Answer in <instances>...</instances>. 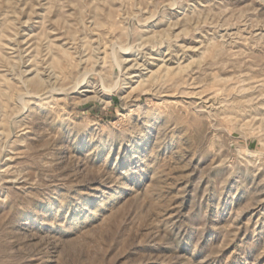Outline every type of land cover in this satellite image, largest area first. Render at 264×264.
Returning a JSON list of instances; mask_svg holds the SVG:
<instances>
[{
	"label": "rangeland",
	"instance_id": "374dc122",
	"mask_svg": "<svg viewBox=\"0 0 264 264\" xmlns=\"http://www.w3.org/2000/svg\"><path fill=\"white\" fill-rule=\"evenodd\" d=\"M0 264H264V0H0Z\"/></svg>",
	"mask_w": 264,
	"mask_h": 264
},
{
	"label": "bare ground",
	"instance_id": "6f19581e",
	"mask_svg": "<svg viewBox=\"0 0 264 264\" xmlns=\"http://www.w3.org/2000/svg\"><path fill=\"white\" fill-rule=\"evenodd\" d=\"M87 91V90H86Z\"/></svg>",
	"mask_w": 264,
	"mask_h": 264
}]
</instances>
